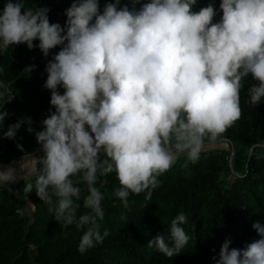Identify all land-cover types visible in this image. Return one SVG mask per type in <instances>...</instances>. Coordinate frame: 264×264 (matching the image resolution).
I'll return each instance as SVG.
<instances>
[{"label":"clouds","instance_id":"obj_1","mask_svg":"<svg viewBox=\"0 0 264 264\" xmlns=\"http://www.w3.org/2000/svg\"><path fill=\"white\" fill-rule=\"evenodd\" d=\"M119 2L101 12L99 0H73L64 27L50 23L47 7H26L23 0H7L0 13V54L20 44L45 57L60 49L46 65L43 85L55 111L39 131L24 117L4 133L14 140L27 125L42 155L17 144L19 168L0 165V188L34 176L24 193L35 191L60 226L85 229L80 254L109 234L101 235L98 222L104 219L102 178L116 174L113 194L125 209L130 194L150 200L158 178L180 157L184 167L195 163L205 141L215 142L241 118L246 78L254 81L249 103L256 107L264 98V0H222L218 22L211 4L191 11L197 0H148L139 10L118 8ZM8 115L0 110V128ZM84 192L89 211L78 215ZM186 220L181 212L170 223V239L160 233L147 246L178 256L190 239ZM252 227L260 238L243 249L226 240L216 264H264V225Z\"/></svg>","mask_w":264,"mask_h":264},{"label":"trees","instance_id":"obj_2","mask_svg":"<svg viewBox=\"0 0 264 264\" xmlns=\"http://www.w3.org/2000/svg\"><path fill=\"white\" fill-rule=\"evenodd\" d=\"M23 2L26 7H47L50 23L64 27L65 10L73 0ZM145 2L148 0L133 5L132 0H120L118 8L139 10ZM221 2L197 0L191 11L198 13L211 4L217 13L213 22H218L222 17ZM6 3L0 0V13ZM99 3L102 12L106 3L115 0ZM59 50L58 46L45 57L38 47L29 50L26 44H20L0 54V82L8 86L0 88V110L9 113L0 128V165L22 156L17 144L26 152L42 155L37 152L35 133H28L27 125H22L14 140L4 133L24 117H31L32 127L39 131L42 120L50 110L55 111L50 104L51 91L43 85L46 65ZM30 65L35 67L26 73ZM250 83H254L251 77L246 78L240 91L241 118L220 136L228 148L202 151L198 161L188 162L187 167L183 166L185 157H180L158 178L160 186L153 190L150 200H145L146 193L130 194L129 209H125L113 194L119 187L116 174L102 178L107 181L101 189L104 219L98 222L101 235L105 231L109 234L84 254H80L78 245L85 229H77L75 224L60 226L35 191L24 193L25 183H35L34 176L0 188V264H216L226 240H231L230 248L243 249L259 239L252 225L257 221L264 225V98L256 107L249 103ZM58 91L63 94L64 90ZM232 148L234 163L229 166L227 155ZM225 171L231 174L227 182L221 179ZM84 195L86 192L78 201V215L89 211L83 208ZM29 205L33 207L30 215L24 213ZM181 212L187 218L182 227L190 237L181 254L168 258L149 248V240L157 234L170 239V223Z\"/></svg>","mask_w":264,"mask_h":264},{"label":"rangeland","instance_id":"obj_3","mask_svg":"<svg viewBox=\"0 0 264 264\" xmlns=\"http://www.w3.org/2000/svg\"><path fill=\"white\" fill-rule=\"evenodd\" d=\"M227 148H228V145L219 137L215 142L205 141V147L203 148L202 151L209 150V149H227ZM234 153H235V151L232 148L230 150V154L227 155L229 166H232V164L234 163ZM221 179L224 182H227L228 180L231 179V174L229 172L225 171L221 175ZM29 206H30V208H25L24 209V213H26L28 215H30L31 210L33 209V207L31 205H29Z\"/></svg>","mask_w":264,"mask_h":264},{"label":"crops","instance_id":"obj_4","mask_svg":"<svg viewBox=\"0 0 264 264\" xmlns=\"http://www.w3.org/2000/svg\"><path fill=\"white\" fill-rule=\"evenodd\" d=\"M36 155H37V154H36ZM20 160H21V157L16 158L15 160H13V161H11V162H9V163L3 164L2 166L13 165V166L19 168V161H20ZM26 177H28V176H25V178H26ZM20 180H22V179H17V181H16L15 183H11V184H9L7 187H12V186H14V185H15L16 183H18Z\"/></svg>","mask_w":264,"mask_h":264},{"label":"built area","instance_id":"obj_5","mask_svg":"<svg viewBox=\"0 0 264 264\" xmlns=\"http://www.w3.org/2000/svg\"><path fill=\"white\" fill-rule=\"evenodd\" d=\"M104 158V156H103V154H101V159H103Z\"/></svg>","mask_w":264,"mask_h":264},{"label":"water","instance_id":"obj_6","mask_svg":"<svg viewBox=\"0 0 264 264\" xmlns=\"http://www.w3.org/2000/svg\"><path fill=\"white\" fill-rule=\"evenodd\" d=\"M37 152H40L39 150Z\"/></svg>","mask_w":264,"mask_h":264}]
</instances>
